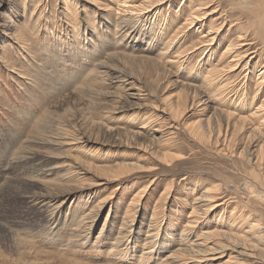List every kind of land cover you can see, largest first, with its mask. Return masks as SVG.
<instances>
[{
	"label": "rangeland",
	"instance_id": "1",
	"mask_svg": "<svg viewBox=\"0 0 264 264\" xmlns=\"http://www.w3.org/2000/svg\"><path fill=\"white\" fill-rule=\"evenodd\" d=\"M133 2L0 0V151L15 163L40 124L76 138L36 156L54 186L1 179L0 264H264V0ZM153 34L183 49L177 63L155 65ZM214 66L234 69L222 98L202 86Z\"/></svg>",
	"mask_w": 264,
	"mask_h": 264
},
{
	"label": "bare ground",
	"instance_id": "2",
	"mask_svg": "<svg viewBox=\"0 0 264 264\" xmlns=\"http://www.w3.org/2000/svg\"><path fill=\"white\" fill-rule=\"evenodd\" d=\"M129 1H131V2H133V1H135V0H119V2H120V4H124V5H127V3L129 2ZM152 2H153V0H151ZM145 2V4H146V1H144ZM206 2V1H205ZM134 3V2H133ZM149 3V2H148ZM147 3V4H148ZM131 4V3H130ZM144 4V5H145ZM144 5H143V7H144ZM201 5V4H200ZM139 5H136L135 6V4H134V6L132 5H130L129 7H126L127 9L126 10H131V11H133V10H135V11H137L138 9L136 8V7H138ZM141 6H142V4H141ZM141 6H139V7H141ZM150 6V5H149ZM148 7V6H147ZM147 7H145V8H147ZM206 7V6H205ZM200 9V8H199ZM205 8H203V10H204ZM119 10V9H118ZM117 10V11H118ZM144 10V9H143ZM76 12V14L78 13L79 14V12H77V11H75ZM134 12V11H133ZM142 12V11H141ZM199 12V11H198ZM87 14V13H86ZM128 14V13H127ZM196 14H198V13H196ZM190 15V21H191V23L192 22H194L195 21V19H194V14H189ZM199 15V14H198ZM94 17H96V13L94 14ZM119 17V16H118ZM102 18H105V20H107V23L109 24L110 22H112V18L110 17V15L109 16H107V14L105 13L104 14V16L102 17ZM136 19H138V18H136ZM198 18H196V20H197ZM140 19H138L137 21H139ZM90 21V20H89ZM104 21V20H103ZM137 21H135V19H134V17H128V15H123L121 18H120V21H117V25H119V27L118 26H116V27H118L119 28V32L122 34V35H126L127 34V36H128V39H127V44H128V47H130V49H131V47L132 48H134V49H140L139 50V52H144L145 51V48H139L138 46H136V45H130V42L132 41V33H134L136 30L139 32V33H142V34H144L145 35V29H143V28H137V27H134L133 25H130V23H134L136 26L137 25H139V23L137 22ZM128 22V23H127ZM92 25V24H91ZM105 25V24H104ZM145 25V24H144ZM79 26V25H78ZM153 26V25H152ZM153 29V28H152ZM212 30H214V29H212ZM153 31V30H152ZM118 32V31H117ZM129 33H131L130 35H129ZM137 34V33H136ZM148 34V33H147ZM143 35V36H144ZM154 35V38H156V39H154V38H152L151 40H150V43H151V47H154V46H156L157 47V45H158V43H159V45H160V49H158V52L156 53V56L154 57V59L155 60H153V62H155V65L157 66V64H159V66L160 67H165L168 63H169V61L170 60H172L171 61V64H173V62H174V60H176V63H177V60H178V58L179 57H181V54L179 55V57L177 58V53H180L183 49H180L179 48V46L177 45V46H175V44H174V42L173 41H169V39L167 40L166 39V42L164 41L165 39H162L160 36H158V37H156L155 36V34H153ZM158 35V34H157ZM212 35V34H211ZM131 36V37H130ZM134 36V35H133ZM153 37V36H152ZM206 38H208L209 36H205ZM202 38V37H201ZM214 36H212V37H210V38H208V39H205V40H207V41H213L214 40ZM125 39V40H126ZM163 40V41H162ZM149 42V41H148ZM136 44V43H135ZM178 44V43H177ZM212 44V43H211ZM236 44H238V46H237V48H234V45H235V43H232L231 45H229V47L225 50V52H224V56H226L229 52H231L233 49H235V51H233V53H236V51H238V53L237 54H240L239 53V48H241V42H237ZM137 47V48H136ZM194 47V46H193ZM148 49V48H147ZM153 49V48H152ZM155 49H153V51H154ZM196 50V49H195ZM194 50V51H195ZM247 50H249V49H247ZM137 51V50H136ZM185 51V50H184ZM191 53H193V52H191ZM244 53V52H243ZM115 54L116 53H112V54H110L109 55V57L107 58V60H106V62L107 63H109V61H110V59L111 60H113L114 58H115ZM207 54V53H206ZM120 55V54H119ZM176 55V56H175ZM194 55V54H193ZM232 55V54H231ZM148 57H149V55H147ZM239 56V55H238ZM250 56V55H249ZM117 57V56H116ZM134 58H135V56H133ZM142 57H145V56H142ZM147 57V58H148ZM237 56H235V58H236ZM130 58V57H129ZM133 58V59H134ZM244 58H246V57H244ZM243 58V59H244ZM121 59V58H120ZM157 59V60H156ZM117 60V59H116ZM123 60V59H122ZM124 60H126V59H124ZM123 60V61H124ZM130 60V59H129ZM128 60V61H129ZM149 60V59H148ZM118 61V60H117ZM116 61V62H117ZM134 61V60H133ZM146 61V60H145ZM157 61H158V63H157ZM149 62H152V61H149ZM243 61L241 60V62H239V63H237L236 65H239L240 63H242ZM125 63H126V61H125ZM127 63H129V62H127ZM147 63V62H146ZM116 64V63H115ZM122 64V63H121ZM229 65V62L227 63V66ZM232 67L233 66H235L234 64H233V61H231V64H230ZM123 66V65H122ZM131 67V66H130ZM150 67V66H149ZM153 67V66H152ZM225 67V66H224ZM232 67H229L228 69L227 68H218V67H212L209 71H208V73H207V75H206V77H205V74H204V77H205V84H204V82L202 83V86L206 89V90H208V88L210 89V91L211 90H214L213 92L211 91L210 93L211 94H216V95H221V98H222V94H223V92H225L224 91V87H225V82L223 83V78L224 77H226L225 75H227V73L226 72H228L229 71V69H231ZM121 68V67H120ZM127 68V67H126ZM129 68V67H128ZM149 69V68H148ZM163 69V68H162ZM233 69V68H232ZM124 70V69H123ZM164 70V69H163ZM166 70V69H165ZM190 70V69H189ZM234 70V69H233ZM155 71V70H154ZM154 71H153V73H154ZM235 71H236V69H235ZM141 72V71H140ZM151 72H152V70H151ZM162 72V71H161ZM194 72V71H193ZM231 72V71H230ZM145 73V72H144ZM157 73V72H156ZM165 73H166V71H165ZM161 74V73H160ZM163 74V73H162ZM232 74V73H231ZM150 75V74H149ZM194 75H198L196 72H194V73H192L191 71H189V73H188V76L189 77H193V78H195L196 76H194ZM125 76V80H129L131 77H130V75H124ZM121 77V76H120ZM198 77V76H197ZM154 78V77H153ZM156 79V78H155ZM189 79V78H188ZM200 79V78H199ZM200 81V80H199ZM225 81V80H224ZM246 82V81H245ZM121 83V82H120ZM223 83V84H222ZM221 84H222V86H221ZM87 86H89V85H87ZM192 86H194V85H192ZM207 86H208V88H207ZM220 87V88H219ZM84 89H88L89 88V90H90V87H83ZM191 90V89H190ZM202 90V89H201ZM221 91H222V93H221ZM88 93V92H87ZM126 94V93H125ZM225 95V94H224ZM223 95V96H224ZM190 96V95H189ZM188 96V97H189ZM188 99V98H187ZM225 99V98H224ZM228 99V98H227ZM178 100V99H177ZM191 100H192V102H191V104H193V101H194V99H193V96L191 97ZM183 101V100H182ZM176 102H173V104L171 105L172 107H173V105L175 104ZM245 103H246V101H245ZM247 104V103H246ZM264 104V103H263ZM254 105V104H253ZM176 106V105H175ZM232 106V105H231ZM55 108V107H54ZM178 108V107H177ZM259 107H257V109H258ZM176 109V108H175ZM179 109V108H178ZM258 111H260V110H258ZM163 112H165V110L163 111ZM243 112V111H242ZM50 114V113H49ZM259 115L260 117V120L262 121V124H264V116L262 115V112L260 113V112H254V113H252V116L253 115ZM262 116H261V115ZM47 118V117H46ZM149 118V117H148ZM147 118V119H148ZM230 118V117H229ZM50 119V118H49ZM57 121V120H56ZM51 122H53V121H51ZM55 122V121H54ZM147 122H150V121H147ZM201 123V122H200ZM261 123V122H260ZM47 124V123H46ZM238 124V123H237ZM53 125H55V124H53ZM58 126H57V131H55V132H53V131H51V132H49L50 131V129H52V125H49L50 126V129H48V128H46V127H44V126H42L41 124L39 125V127H38V131L40 130H42V131H44L43 132V134H41V135H43L41 138H39V137H35L33 140H31V142H28L24 147H22V150L21 151H19L17 154H18V156L14 159L15 160V163L13 162V159L11 160V159H6V152H7V150L8 149H6V150H4V151H0V163L1 162H4V166L2 167V166H0V181H1V179L2 178H7V179H9L7 182V184H10V183H12V182H18L19 184H21V185H24V186H30V182H32V183H36V182H38V183H45V184H48V185H55L56 184V182L54 183L53 181H55V180H60V176H57V174L56 173H54V168L52 167V164H51V161L49 162V161H47V159H45V157H41V161L40 162H36L37 160H40V158L38 159L36 156H38V157H40V149L41 148H47V147H60L61 145H64V144H74L75 143V136H74V134H72V132H70V131H66L65 130V128H63V126H62V123H59V124H57ZM258 126V125H257ZM56 128V127H55ZM142 129H145V126H143L142 127ZM204 129V128H203ZM59 130H61V131H64L65 132V134L67 135V139H63V138H61V137H58V136H56L57 135V132L59 131ZM205 130V129H204ZM38 134H40V133H38ZM139 134V133H138ZM213 134V133H212ZM259 135H261V134H259ZM37 136V135H36ZM38 136H40V135H38ZM248 136V135H247ZM34 137V136H33ZM78 137V136H77ZM244 137V136H243ZM78 139V138H77ZM128 139V138H127ZM220 139V138H219ZM9 141V140H8ZM1 143H4V142H2L1 141ZM30 143H33L34 145L32 146V144H30ZM258 143V142H257ZM77 144V143H76ZM1 145V144H0ZM2 146V145H1ZM0 146V147H1ZM251 147V146H250ZM3 149H5L6 147L5 146H3L2 147ZM59 150V149H58ZM18 151V150H17ZM56 152H57V149H56ZM87 152V151H86ZM54 159V158H53ZM261 160V159H260ZM18 162H20V163H18ZM261 162V161H260ZM126 164V163H125ZM84 165V164H83ZM93 165V164H92ZM119 165V164H118ZM117 165V166H118ZM58 166V165H57ZM57 166H55V167H57ZM95 166V165H94ZM93 166V167H94ZM68 167V166H67ZM107 167H109V166H107ZM79 168L80 167H78V170H79ZM100 168V167H99ZM55 169H57V168H55ZM59 170H60V166H59V168H58ZM71 172H73V171H71ZM70 172V173H71ZM78 172H80V170L78 171ZM76 173V172H75ZM64 174H67V172L66 173H64ZM64 174L62 173L61 175L62 176H64ZM76 174H78V173H76ZM59 183V182H58ZM94 185V184H93ZM89 186V185H88ZM46 189H47V187H46ZM49 189V188H48ZM146 190H147V186H144V188L141 190V191H139L137 194H135V196L133 197V205L134 204H138V203H140V201H141V199L143 198V196H144V194H145V192H146ZM49 191V190H48ZM56 191V190H55ZM206 193L205 194H203V196H204V201H206L207 203H209V202H213V200H212V195L211 194H209V192H207V191H205ZM211 193V192H210ZM59 193L57 192V195H58ZM261 194V193H260ZM40 195V194H39ZM48 194H45V197L44 198H46V197H48L47 196ZM262 198H264V197H262ZM262 200V199H261ZM142 202V201H141ZM195 204V203H194ZM205 205V204H204ZM208 205V204H207ZM55 206V205H54ZM214 205H211V206H208L207 208H205V211L206 212H209V210H210V208L211 207H213ZM196 209H198V208H196ZM207 209H209V210H207ZM201 210V209H200ZM56 211V210H55ZM193 213L192 214H195L196 213V211H195V209L192 211ZM205 214V213H204ZM198 216V215H197ZM195 217V216H194ZM198 217H200V216H198ZM243 218H245L244 216H243ZM193 220V219H192ZM194 220H198V219H194ZM199 220H200V218H199ZM196 222V221H195ZM249 222V221H248ZM192 223H193V221H192ZM191 223V224H192ZM196 224H197V222H196ZM252 224H254V223H252ZM255 225V224H254ZM193 226H194V223H193ZM253 226V225H252ZM217 232H219V231H217ZM217 232L215 231V230H213V231H207L206 233H205V238H207V239H209V238H211V237H214L215 235H217ZM221 235H219V233H218V235L219 236H223V237H225L227 240H229V242H233L232 240L233 239H236V238H234V236H236L237 238H239L240 236H238L237 234L235 235V234H233V233H227V234H222V233H220ZM188 237V236H187ZM232 237H233V239H232ZM214 238H217V237H214ZM241 238V237H240ZM240 238H239V240H240ZM220 239V238H219ZM222 239V238H221ZM220 239V240H221ZM218 240V239H217ZM243 241V240H242ZM226 242V241H225ZM196 243V242H195ZM205 244V243H204ZM198 247V246H197ZM219 247H221V249H223V248H226V247H228L227 245H224V244H220L219 245ZM218 248V247H217ZM230 248V247H229ZM17 249V248H16ZM184 249V248H183ZM213 249H215V248H213ZM219 250H221L220 248H218ZM216 250V249H215ZM226 250V249H225ZM182 250L180 249L179 250V255H178V257L180 256V254L182 253L181 252ZM223 250H221V252H222ZM217 252H218V250H217ZM224 252V251H223ZM239 252V251H238ZM178 253V251H176L175 252V254L174 255H176ZM183 253H184V250H183ZM205 253H207V252H205ZM212 253V251H209V253L205 256L204 255V257L203 258H206L209 254H211ZM240 253V252H239ZM243 253H245L244 251H243ZM215 254V253H214ZM4 255V254H3ZM5 256V255H4ZM183 256V255H182ZM203 256V255H202ZM210 256V255H209ZM210 257H212L213 258V256L211 255ZM208 258V257H207ZM212 258H210V259H212ZM187 259V258H186ZM201 260H202V257L200 258ZM195 260V259H194ZM193 260V264H194V261ZM206 260V259H205ZM191 260H189V262H190ZM198 261V260H197ZM196 261V262H197ZM200 262V261H199ZM188 263V262H187ZM192 263V262H191Z\"/></svg>",
	"mask_w": 264,
	"mask_h": 264
}]
</instances>
